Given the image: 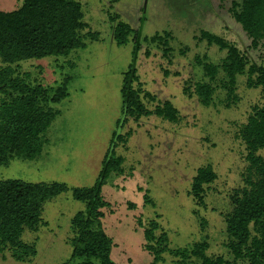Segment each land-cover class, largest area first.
Wrapping results in <instances>:
<instances>
[{
  "label": "rangeland",
  "instance_id": "rangeland-1",
  "mask_svg": "<svg viewBox=\"0 0 264 264\" xmlns=\"http://www.w3.org/2000/svg\"><path fill=\"white\" fill-rule=\"evenodd\" d=\"M75 1L81 3L88 24L81 33L85 47L65 57L20 63L19 71L29 73L34 84L57 88L67 83L68 97L52 105L60 114L45 135L43 153L35 160L16 158L0 166V180L60 183L68 191L45 202L36 230L25 229L22 241L34 246L36 255L19 261L7 249L4 258L0 254V264L70 260L72 221L86 209V203L73 198V190L94 187L113 146L125 160L124 173H113L102 189L108 206L101 209V222L113 240L117 264H154L146 238L153 221L159 224L155 234L166 233L171 249L207 240L208 256L248 264L236 260L228 248L226 219L233 210L232 197L248 187L249 162L240 130L254 106H264V93L247 85L245 73L238 76L237 100H229L220 71L212 83V104L205 107L195 95V85L208 81L200 60L217 66L227 57V50L201 40L202 31L236 44L250 65H264V43L252 48L231 14L234 0ZM22 4L0 0V11L11 12ZM119 22L132 29L122 46L114 36ZM156 36L159 40L153 42ZM138 43L136 80L127 75ZM125 85L137 91L150 111L170 101L178 120L155 113L138 119L126 116ZM259 154L264 157V150ZM209 165L218 178L205 187L204 203L199 204L191 194L193 179ZM163 257L157 264H177L173 255Z\"/></svg>",
  "mask_w": 264,
  "mask_h": 264
},
{
  "label": "trees",
  "instance_id": "trees-1",
  "mask_svg": "<svg viewBox=\"0 0 264 264\" xmlns=\"http://www.w3.org/2000/svg\"><path fill=\"white\" fill-rule=\"evenodd\" d=\"M230 11L251 39L252 48H259L264 43V0H234ZM83 18L82 5L75 0H23L17 10L0 11V166H7L16 158L35 160L42 155L47 142L45 135L60 114L52 105L68 97L67 83L57 88L34 84L29 73L19 71L20 63L65 57L73 50L84 48L81 33L88 29V24ZM130 33L132 29L128 24L119 22L116 25L114 36L119 46L126 44ZM140 35L138 32V38ZM157 40V36L152 38L153 42ZM201 40L227 50V57L221 65L199 61L208 79L195 85V95L203 106L212 104L215 93L212 83L220 71L226 77L222 86L227 89L229 100H237L238 76L245 73L247 85L261 88L264 93V65H250L236 44L210 32L202 31ZM139 51L138 43L128 78L138 80L136 63ZM123 94L126 116L138 119L155 113L170 121L178 120V110L170 101L150 111L129 85H125ZM147 96L151 95L147 93ZM240 137L246 145V160L249 162L248 187L241 195L237 193L232 197L233 210L226 219L230 238L228 248L236 260L264 264V157L259 154L264 150V106H254L240 130ZM124 163V158L116 154L113 146L107 152L94 187L73 190V198L86 203V209L72 221L75 237L71 240V258L65 264H117L112 259L113 240L101 222L104 216L101 209L108 206L102 197V189L113 173H124ZM217 178L211 165L198 170L191 189L196 202L204 203L205 187ZM67 191L68 187L60 183L0 180V254L3 258L7 249L19 261L36 255L35 247L22 241L23 233L26 228L36 230L42 223L45 202ZM150 225L146 230L147 250L155 254L154 264L164 261L165 253L176 257L177 264H231L223 257L208 256L207 240L189 248L171 249L166 233L155 234L159 224L153 221Z\"/></svg>",
  "mask_w": 264,
  "mask_h": 264
}]
</instances>
